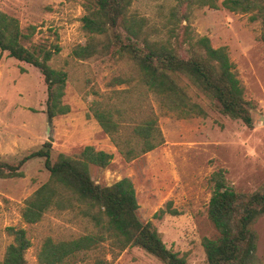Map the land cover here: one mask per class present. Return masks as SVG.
<instances>
[{
	"label": "rangeland",
	"instance_id": "1",
	"mask_svg": "<svg viewBox=\"0 0 264 264\" xmlns=\"http://www.w3.org/2000/svg\"><path fill=\"white\" fill-rule=\"evenodd\" d=\"M89 1L0 0V10L18 19L23 44L37 53L51 51L49 65L67 73L63 102L70 107L68 114L50 122L43 74L33 65L11 58L8 52H0V160L17 166L48 142L53 161L60 154L77 157L86 146L112 153L106 169L90 165L92 179L101 186L131 179L139 219L151 222L167 248L185 255L188 264H208L203 240L218 237L209 218L213 173L224 169L229 185L242 193H253L264 185V43L260 23L251 21L249 14L223 8V0H219L218 10L196 8L191 16L196 33L207 36L215 48L227 47L244 83L246 99L252 103L254 126L249 128L243 121L223 115L187 79L181 84L207 111L206 117L164 115L145 87L112 84L114 78L133 72L126 60L75 57L74 49L89 39L82 21ZM173 4L172 0H134L132 11L160 24ZM96 111L109 112L122 125L123 140L132 139L133 128L155 115L164 143L128 161L99 126ZM44 162L42 158L29 160L21 167L23 177L0 178V262L13 242L9 227L26 230L32 243L26 254L29 264H40L38 253L48 237L67 241L98 233L79 210H52L37 224L25 222V200L50 178ZM160 209L166 212L155 217ZM255 229L259 235L257 256L264 264V216ZM99 259L111 264H164L139 247L113 250L108 241L65 264H95Z\"/></svg>",
	"mask_w": 264,
	"mask_h": 264
},
{
	"label": "trees",
	"instance_id": "2",
	"mask_svg": "<svg viewBox=\"0 0 264 264\" xmlns=\"http://www.w3.org/2000/svg\"><path fill=\"white\" fill-rule=\"evenodd\" d=\"M172 1L175 4L160 24L133 12L134 0L89 1L82 19L89 39L85 45L77 46L73 55L82 60L108 57L128 61L133 72L114 78L112 84L145 87L154 95L164 115L207 116V111L193 101L181 84L182 79H187L223 115L253 128L252 103L246 99L244 83L227 47H213L210 39L196 33L191 25L194 9L218 10L219 0ZM221 6L231 12L249 14L253 22L259 21L264 43V0H223ZM23 38L18 19L0 10V52H8L11 58L33 65L43 74L48 90L46 114L52 122L70 112L63 102L68 75L49 65L51 51H31L23 44ZM95 119L128 161L164 143L155 115L133 128V140L121 138L123 127L109 112L96 111ZM51 149V143H45L17 166L0 160V178L23 177L21 167L27 161L44 159L50 178L25 200L22 209L25 222L37 224L52 210H79L98 233L67 241L46 238L38 253L40 264H65L79 253L107 241L113 250L139 247L164 264H188L185 255L167 248L151 222L139 219V204L131 179L124 178L110 186H101L92 179L90 165L106 169L113 159L112 153L86 146L77 157L60 154L53 161ZM226 173L220 169L211 177L214 187L209 218L218 237L203 240L207 263L262 264L257 256L259 235L255 224L264 216V185L253 193L238 192L229 185ZM165 212L160 209L155 217ZM170 212L176 211L170 209ZM7 231L13 242L0 264H29L26 254L32 243L26 230L9 227ZM95 264L111 262L99 259Z\"/></svg>",
	"mask_w": 264,
	"mask_h": 264
},
{
	"label": "water",
	"instance_id": "3",
	"mask_svg": "<svg viewBox=\"0 0 264 264\" xmlns=\"http://www.w3.org/2000/svg\"><path fill=\"white\" fill-rule=\"evenodd\" d=\"M263 123H264V118L262 119Z\"/></svg>",
	"mask_w": 264,
	"mask_h": 264
}]
</instances>
